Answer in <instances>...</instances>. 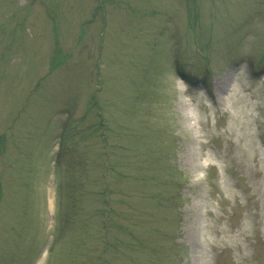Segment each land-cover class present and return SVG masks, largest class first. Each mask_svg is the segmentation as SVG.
I'll return each mask as SVG.
<instances>
[{
	"label": "rangeland",
	"instance_id": "obj_1",
	"mask_svg": "<svg viewBox=\"0 0 264 264\" xmlns=\"http://www.w3.org/2000/svg\"><path fill=\"white\" fill-rule=\"evenodd\" d=\"M41 261L264 264V0H0V264Z\"/></svg>",
	"mask_w": 264,
	"mask_h": 264
},
{
	"label": "bare ground",
	"instance_id": "obj_2",
	"mask_svg": "<svg viewBox=\"0 0 264 264\" xmlns=\"http://www.w3.org/2000/svg\"><path fill=\"white\" fill-rule=\"evenodd\" d=\"M186 89H184V91H185ZM38 264H42V261L41 262H39Z\"/></svg>",
	"mask_w": 264,
	"mask_h": 264
}]
</instances>
